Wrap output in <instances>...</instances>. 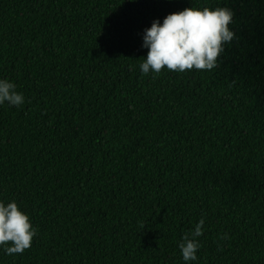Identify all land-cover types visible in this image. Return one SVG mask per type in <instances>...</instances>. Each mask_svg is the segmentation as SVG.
<instances>
[{"label": "trees", "instance_id": "16d2710c", "mask_svg": "<svg viewBox=\"0 0 264 264\" xmlns=\"http://www.w3.org/2000/svg\"><path fill=\"white\" fill-rule=\"evenodd\" d=\"M205 6L217 66L142 74L153 20ZM0 78V200L38 230L0 264H184L201 217L190 264H264V0H0Z\"/></svg>", "mask_w": 264, "mask_h": 264}, {"label": "clouds", "instance_id": "9594fccd", "mask_svg": "<svg viewBox=\"0 0 264 264\" xmlns=\"http://www.w3.org/2000/svg\"><path fill=\"white\" fill-rule=\"evenodd\" d=\"M234 13L227 7H190L170 13L161 22L153 20L143 33L142 47L147 56L140 63L142 74H160L162 69L185 71H212L224 45L234 39L230 23ZM26 103L15 82L0 78V106L22 107ZM205 219L201 217L194 228L178 242L184 264L196 262L202 247L198 238L203 235ZM37 228L29 215L15 200H0V251L5 255L23 254L32 247ZM229 239L227 233L220 237Z\"/></svg>", "mask_w": 264, "mask_h": 264}]
</instances>
